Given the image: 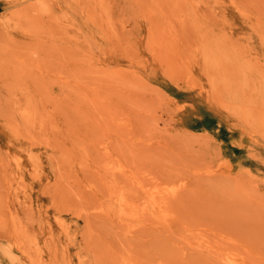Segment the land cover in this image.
Returning <instances> with one entry per match:
<instances>
[{"label": "rangeland", "instance_id": "374dc122", "mask_svg": "<svg viewBox=\"0 0 264 264\" xmlns=\"http://www.w3.org/2000/svg\"><path fill=\"white\" fill-rule=\"evenodd\" d=\"M0 264H264V0H0Z\"/></svg>", "mask_w": 264, "mask_h": 264}, {"label": "bare ground", "instance_id": "6f19581e", "mask_svg": "<svg viewBox=\"0 0 264 264\" xmlns=\"http://www.w3.org/2000/svg\"><path fill=\"white\" fill-rule=\"evenodd\" d=\"M226 85H227V83H225V84L223 83V86H226ZM238 100H239V99H238Z\"/></svg>", "mask_w": 264, "mask_h": 264}]
</instances>
